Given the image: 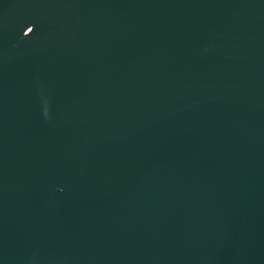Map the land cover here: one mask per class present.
I'll use <instances>...</instances> for the list:
<instances>
[{
	"label": "water",
	"instance_id": "1",
	"mask_svg": "<svg viewBox=\"0 0 264 264\" xmlns=\"http://www.w3.org/2000/svg\"><path fill=\"white\" fill-rule=\"evenodd\" d=\"M0 264H264V0H0Z\"/></svg>",
	"mask_w": 264,
	"mask_h": 264
}]
</instances>
